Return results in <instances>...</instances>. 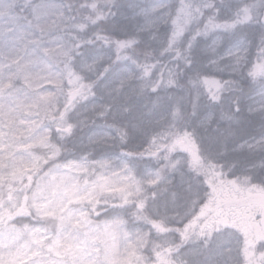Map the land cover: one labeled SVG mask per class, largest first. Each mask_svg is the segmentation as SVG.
<instances>
[{
  "label": "rangeland",
  "instance_id": "374dc122",
  "mask_svg": "<svg viewBox=\"0 0 264 264\" xmlns=\"http://www.w3.org/2000/svg\"><path fill=\"white\" fill-rule=\"evenodd\" d=\"M246 2L257 3L258 0ZM259 2L264 3V0ZM93 3L97 5L96 9L91 7ZM189 3L197 5L200 0H83L81 8L76 0H0V37L7 39L4 51L20 47L19 37H39L41 33L38 24L48 25L51 32L44 36L45 41L60 38V42L69 50V65L82 77L83 82L98 81L95 96H89L86 101L81 100L72 113L75 127L71 133H58L55 126L45 120L42 128L29 134V125L20 124L19 121H38L40 118L20 110L16 95L3 99L4 111L7 113L10 109H16L10 115L17 117L15 139L11 129L0 127V132L5 133L0 143L8 146L0 152V156L6 157L5 163L11 165L13 159L27 163L33 155L48 156L54 151L39 146L24 147L45 129L51 130V140L59 146V155L66 150L60 161H56L46 171L34 170L31 187L26 189L29 194L41 177L49 181L51 175H56V182L65 176L66 185L78 180L84 186L87 181V187L103 176L114 182L115 186L130 185L129 190L135 192L134 181L144 180L149 172L154 175L159 172L160 183L147 190L149 196L152 192L156 193L155 200L148 199V211L152 213L155 208L163 212L167 206L171 212L172 194L176 193L177 202L181 203L187 184H195L201 178L189 171L188 155L181 149L168 153L165 147L153 157L149 154V147L153 137L156 138V147L171 145L175 138L187 131L199 145L201 155L214 161L217 170L224 172L225 180L240 178L239 190L228 185L222 194L226 210L250 231L255 230V222L264 221V188L260 187L264 185V168L255 167L264 161V78L254 81L248 75L252 65L259 62L258 57L264 56L259 51L264 48L261 39L264 27L253 22L236 27L234 32L207 31L204 26L209 12L202 9L204 15L194 13L195 18L186 24L182 18L180 23L183 33L174 35L177 26L173 20L178 15V9ZM214 3L219 9L220 20L234 18L232 10L237 7V0H214ZM98 12L101 13L99 19ZM89 22V31L93 37L87 35ZM98 31L103 33L101 38H96ZM214 41H218L219 46ZM121 42L123 48L119 47ZM229 51L234 55L227 56ZM237 56L241 57L239 63L236 62ZM51 63L54 73L65 71L62 59H52ZM145 69L148 75L144 74ZM12 70L14 68L6 71ZM204 76L218 79L222 83L230 82L218 93L219 101L209 98L202 83ZM168 80L173 83L168 84ZM106 82L108 86L104 87ZM153 88L157 90L153 91ZM18 95L22 97L23 93ZM59 98L62 102L63 97ZM137 104L145 109L128 126V136L134 140L129 142L139 148H132L131 153L125 150L127 142L119 140L121 135L103 127L99 121L109 116L115 118L114 115H126L130 111L134 114ZM20 132L24 135H20ZM67 137H74V142L68 145L65 142ZM139 140L146 141V146ZM114 145L118 150H109ZM9 153L12 155L9 156ZM165 156L169 158L165 159ZM177 160L180 163L173 167ZM66 164L81 165L83 170L62 167ZM220 165H223V169L219 168ZM10 170V167L4 169L5 172ZM49 172L50 175L46 176L45 173ZM246 174L252 176L255 184L247 182ZM17 186L22 187L19 182H13V187ZM128 199L133 202L125 204L120 194L99 197L100 203L96 206L99 215L91 214L95 224L102 230L104 221L120 218L124 223L112 225V231L116 233L114 241L110 236L102 237L104 243L99 240L95 243L88 241L83 256L86 262L95 260L97 264H105L106 253L113 244L116 250L111 258H121L116 252L124 253L126 246L135 242L138 234L149 230L147 223L133 215L136 209L134 201L138 197L130 196ZM72 207L92 212L87 202ZM34 217L35 211L31 216L18 217L13 223L17 226L28 224L31 227H48L52 235L56 234L54 221ZM13 235L0 236V240L7 245L0 248L5 259H8L10 252L15 253L17 246L27 239L25 235L16 244H11ZM78 235L77 243L86 239L83 232ZM164 238L153 233L147 247L139 251L147 258L152 257V242H161ZM179 242L178 236L172 240L173 244ZM232 246H235V241ZM260 247L264 248V243ZM202 248V240L189 242L173 254V259L178 264L181 260L192 264V250ZM217 251L219 249L213 244L198 259L204 260L206 256L218 259L215 256Z\"/></svg>",
  "mask_w": 264,
  "mask_h": 264
},
{
  "label": "snow or ice",
  "instance_id": "6c2138e0",
  "mask_svg": "<svg viewBox=\"0 0 264 264\" xmlns=\"http://www.w3.org/2000/svg\"><path fill=\"white\" fill-rule=\"evenodd\" d=\"M91 7L96 9L97 5L93 3ZM202 9L209 12L204 26L207 31L234 32L236 27L253 22L264 27V19H261L264 17V3H260L259 0L257 3L237 0V7L232 10L234 18L224 20H220L219 9L216 8L214 0H200L197 5L184 4L178 9V15L173 20L177 26L174 35L179 36L183 33L184 29L180 23L182 18L186 24L195 18L194 13L204 15ZM100 15L101 13L98 12L97 19ZM37 27L41 33L39 37L32 39L19 37L20 47L7 51H4V47L7 46L6 37H0V127L11 129L14 139L17 117L11 116L10 113L15 112L16 109H10L7 113L4 111L2 101L6 96L16 95L17 107L20 110L27 115L40 118L38 121H19L20 124H28V133L32 134L43 127L45 120L51 122L58 133H71L75 127L72 113L76 111L81 100L86 101L89 96L96 94L95 87L98 81L83 82L82 77L69 65L67 59L69 50L60 42V38L45 41L44 36L50 34L51 27L39 24ZM261 39L264 42V34ZM214 44L219 46L218 41H214ZM119 47L123 48L124 44L121 42ZM259 51L264 53V48ZM226 55L233 56L234 53L229 51ZM52 59H62L65 71L54 73ZM240 59L241 57L237 56L236 62L239 63ZM258 61L248 72L249 77L254 81L257 78H264V56L258 57ZM13 68L12 71H6ZM144 74L148 75L147 69ZM100 79L103 80L104 77L101 76ZM167 83L172 84L173 81L168 80ZM202 83L208 91L209 98L219 101L218 93L225 84L230 82L222 83L218 79L204 76ZM107 86L106 82L104 87ZM19 93H23V96H19ZM60 96L63 97L62 102ZM237 111H239L238 107ZM50 133V129H45L36 139L24 145L26 148L39 146L54 149L48 156L33 155L32 160L27 163L13 159L11 165L5 163V156H0V236L14 233L10 243L16 244L27 235V239L17 246L15 253L8 254V259L0 253V264H97L95 260L86 262L83 259L84 247L89 240L93 243L97 240L104 243L103 236H110L114 241L116 233L112 231V225L124 223L120 218L104 221V227L101 230L100 226L91 219L92 213L99 215L96 213V206L100 203L99 197L105 194H120L125 204L133 202L129 201L130 196L138 197L134 201L136 209L133 215L150 226L147 232L138 234L136 241L126 246L124 253L116 252V255L121 257L119 259L111 258L116 250V245L113 244L106 253L105 264H178V261L173 259V254L185 244L200 240L203 241V248L192 250L191 255L194 257L192 264H264V248L260 247L264 243V221L255 222V230L250 231L238 223L235 216L226 210L222 194L228 185L239 190L240 178L225 180L224 172L217 170L216 163L201 155L200 147L191 133L184 132L183 135L175 138L171 145L156 147V138L153 137L151 141L149 147L151 156H157L158 152L165 147L168 153L179 148L188 155L189 171L201 178L195 184L192 182L187 184L181 203L177 202V194H172L171 212L165 206V211L159 212L153 208L152 213L148 211V199L155 200L156 193L152 192L149 196L147 190L158 186L161 180L159 172L155 175L149 172L144 180L134 181L135 192L129 190L130 185L115 186L114 182L103 176L98 177V180L90 187H87V181L84 186H81L78 180H74L71 185H66L65 176H61L56 182V175H51L49 181H44L41 177L31 194L26 191L31 187V176H28V184L13 187V182L22 184L23 177L29 170H39L41 161L47 164L58 157L60 149L52 143ZM4 135L5 133L0 132V138ZM20 135L24 133L20 132ZM6 147L8 146L0 143V152H3ZM154 147L155 150H152ZM168 158L169 156H165V159ZM179 163L180 161L177 160L173 167ZM9 167L11 170L5 172L4 169ZM62 167L83 170L81 165L66 164ZM255 167L264 168V161H260ZM219 168L223 169V165ZM50 172L45 175H50ZM245 179L249 184H255L250 174H246ZM260 187L264 188V185ZM14 193H23V195H14ZM84 202L91 205V213L72 207L74 204ZM33 211L41 220H51L56 223L55 235L50 233L48 227H31L28 224L17 226L13 223L20 216H31ZM74 232L77 235H73ZM79 232H83L86 239L77 243ZM92 233L97 235L93 236ZM153 233L165 237V240L163 243L153 241L152 257L147 258L139 250L147 247ZM172 234L179 237L178 244L172 243L175 239ZM233 241L235 246H232ZM213 244L219 249L215 253L218 259H209L207 256L204 260L198 259L204 251L211 249ZM4 247L7 245L0 240V248ZM179 264H189V262L181 260Z\"/></svg>",
  "mask_w": 264,
  "mask_h": 264
},
{
  "label": "trees",
  "instance_id": "16d2710c",
  "mask_svg": "<svg viewBox=\"0 0 264 264\" xmlns=\"http://www.w3.org/2000/svg\"><path fill=\"white\" fill-rule=\"evenodd\" d=\"M82 1L83 0H76V2L79 4V7L81 8L82 7ZM28 12H30V9L28 8V10H27ZM91 26V22H89L88 23V31H87V35H89V37L90 36H92L93 37V35H92V33H91V31H89V27ZM91 30H92V28H91ZM104 30V29H103ZM93 32V34H94V31H92ZM103 35V33H101V32H97L96 33V38H101V36ZM88 37V36H87ZM94 39V38H93ZM144 107H142L141 105H139V104H137L136 106H135V113L134 114H131V111H130V113L128 112L126 115H122V116H119V115H114L115 116V118L114 117H111V116H109V117H106L105 119H103V120H101V121H99L101 124H102V126L103 127H106L108 130H113V131H115V132H117L118 134H120L121 136L119 137V140H123V141H126L127 143H126V146H125V150H126V152H131L132 151V148H134V150H136L137 148H138V146L135 144V145H131L130 144V142L129 141H134L133 139H131V138H129V136H128V126H129V124L131 123V121H133L134 119H136L137 117H139L141 114H143V112H144ZM133 111V110H132ZM142 112V113H141ZM117 116V117H116ZM97 121H98V119H96ZM94 123H98V122H96V121H94ZM119 128L120 129H122V130H119ZM123 130H126V132H124ZM124 135H125V137H124ZM78 136V135H77ZM72 139L74 140V137H72V138H70V137H67L65 140V142L69 145V144H71L72 142H74V141H72ZM139 142L140 143H143L144 144V146H146V144H145V142L144 141H140L139 140ZM138 142V143H139ZM127 144H129V146H127ZM131 148V149H130ZM114 150V151H117L118 150V148H117V146H113V147H111V148H109V150ZM123 149H124V146H123ZM138 150H139V148H138ZM62 153V152H61ZM64 153H66V150L63 152V154L62 155H59L58 156V160H55V159H53V160H50L47 164H44L43 162H41V167L39 168V170H43V172L44 171H46L49 167H51V165H53L56 161H60V159H61V157L64 155ZM132 153V152H131ZM138 154V153H137ZM136 156V155H135ZM28 176H35V171L33 170V171H31V172H27V174L26 175H24V177H23V182H22V184H20V185H22L23 186V184H27L29 181H28ZM36 178V177H35ZM35 178H33V179H35ZM14 195H20V193H16V194H14ZM164 240H165V238L164 239H162L161 240V243H163L164 242ZM160 241V240H159Z\"/></svg>",
  "mask_w": 264,
  "mask_h": 264
},
{
  "label": "water",
  "instance_id": "95a60500",
  "mask_svg": "<svg viewBox=\"0 0 264 264\" xmlns=\"http://www.w3.org/2000/svg\"><path fill=\"white\" fill-rule=\"evenodd\" d=\"M261 19H264V17H262Z\"/></svg>",
  "mask_w": 264,
  "mask_h": 264
}]
</instances>
